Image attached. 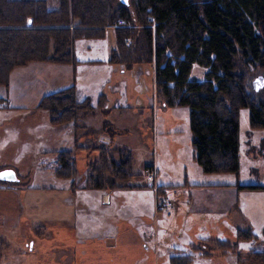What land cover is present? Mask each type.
Returning a JSON list of instances; mask_svg holds the SVG:
<instances>
[{
  "label": "trees",
  "instance_id": "obj_1",
  "mask_svg": "<svg viewBox=\"0 0 264 264\" xmlns=\"http://www.w3.org/2000/svg\"><path fill=\"white\" fill-rule=\"evenodd\" d=\"M118 20L142 27L163 106L188 108L193 158L201 171L236 174L238 110L247 108L249 126L264 129V101L247 91L245 80L249 70L264 74V0H127L116 6L110 0H57L55 10H46L42 0H0V85H7L13 67L30 61L74 65V40L100 37ZM124 28H114L119 50L132 35ZM192 64L206 68L203 81L188 79ZM75 99L70 87L43 96L38 108L48 111L50 124H59L91 109L88 100ZM95 148L99 155L86 164L89 186L114 187L134 176L129 152L118 151L114 161L109 147ZM56 161L57 177L76 173L71 150L57 152ZM238 236L250 238L243 231ZM255 256L264 260V253Z\"/></svg>",
  "mask_w": 264,
  "mask_h": 264
},
{
  "label": "crops",
  "instance_id": "obj_2",
  "mask_svg": "<svg viewBox=\"0 0 264 264\" xmlns=\"http://www.w3.org/2000/svg\"><path fill=\"white\" fill-rule=\"evenodd\" d=\"M107 29L105 28L104 32ZM74 42L71 46L77 61L74 65L30 61L13 67L8 73L7 85H0V99L5 105L0 110L32 114L43 96L73 87L79 100H88L93 111H98L105 118L109 117V111L118 108L125 91L122 92L123 87L119 83L107 84L106 88L113 90V95H110L106 89H95L94 80L87 81L83 88L80 87L83 78H77V68L94 66L98 60H78L74 53ZM113 50L115 49L110 51L111 58L108 61L121 66L119 62L112 60ZM109 96H113L112 99ZM128 120L127 123L137 122L132 116H129ZM108 121L113 131L118 128V125H113L115 118ZM52 128L58 131L55 134L48 133L50 142L54 137L63 144L64 140H60V136L72 133L68 123ZM60 128L64 130L59 131ZM118 129L119 133L124 131V128ZM106 133L99 135L102 140L98 138L97 144H106L111 139L112 148L116 147V143L121 139L120 134H111L110 131ZM90 135L92 137H89ZM90 135L82 137V142L88 143L89 138H94L92 130ZM139 137L141 138L140 135ZM72 141L73 147L74 137ZM261 143H264V140ZM77 145L78 151L85 152L83 155L86 156L81 171L76 166V173L71 178H61L55 175L56 166H49L47 177L45 172L40 173L41 181H53L57 183L55 185L20 186V178L28 176L26 172H21V176H18L8 167L0 168L12 170L15 177L13 181H5L11 183L10 185L0 186V264H256L255 253H264V246L260 249L253 247L255 234L251 219L248 213L238 209L237 200L235 201L237 195H244L246 198L249 195L237 188V185L222 182H185L184 190L189 191L187 194L180 192L178 195L179 202L185 204V215L191 210L194 198L190 190L193 187L225 189L231 197L224 203L225 199L221 193L210 192L214 203L197 205L201 214L205 217L211 216L204 224L194 226L193 229L199 234L192 235L190 241H177L165 246V243L150 238V228L141 226V217L138 214L141 211V216L146 214L157 217L159 213L155 207L153 191L146 185V180L143 182L140 179L144 177L143 169L152 166L155 172V166L151 163L143 164L136 174V179L119 181L114 187L94 188L88 184L86 164L98 155H95L96 150H88L83 144ZM61 147L43 152L51 154L68 150ZM261 155L264 156V150ZM75 161L76 164L77 160ZM33 174L36 173H31L29 177L33 178ZM103 178L106 182L113 180L112 177ZM155 185L159 189L172 187L170 184L166 186L156 183V178ZM127 192H131L130 195ZM134 192L141 196V201L131 200V194ZM239 231L248 232L250 238H239ZM240 243L248 244L249 249L246 245L247 249L243 245L240 246Z\"/></svg>",
  "mask_w": 264,
  "mask_h": 264
},
{
  "label": "rangeland",
  "instance_id": "obj_3",
  "mask_svg": "<svg viewBox=\"0 0 264 264\" xmlns=\"http://www.w3.org/2000/svg\"><path fill=\"white\" fill-rule=\"evenodd\" d=\"M42 1L46 10L57 9V0ZM110 2L113 6L120 4L118 0H110ZM120 25L121 27H125L124 29L128 33L132 34H130L131 38L127 39V46L124 50L116 48L114 28L118 26L117 22L116 25L106 26L105 28L108 29L105 32L103 31L101 33L103 35L100 37L80 38L74 42V53L78 60L86 61L91 58L98 60L94 66L86 65L77 68V78L80 76L83 78V83L80 87L83 88L87 81L94 80L95 89L97 87L99 90L106 89V92L111 95L113 90L109 87L106 88L107 84L119 83L123 87L122 92L125 91V93L120 104H118V108L110 110V116L105 118L98 111H93L89 102L79 100L78 94L75 92V100L82 103L85 102L84 104H88L91 109H79L72 119L59 124H50L48 111L38 108L40 101L32 114L1 109L0 168L8 167L14 170L18 176H21V172H26L28 176L20 178V186L55 185L57 183L53 181L50 183L49 181H41L40 178L42 176L40 173L45 172V177H47L46 172L49 166H57V152L48 154L43 151L65 146L61 148L71 150L73 156L76 157H74V161L77 160L75 166L81 171L86 156L83 155L85 152L78 151L77 147L79 148V146L77 144H83L88 150H96L95 147L98 146L97 139L102 138L99 137L100 134H107L106 131H110L111 134L118 133L121 139L116 143V147L112 148L111 139L106 144L102 142L100 145L109 147L114 161L118 160V151L125 150L129 152L132 158L131 171L135 173L130 179L137 178L136 174L141 170L143 164L151 163L155 166L156 183H162L166 186L168 184L172 185V187H166L169 189H175L174 187H176V196L169 192V195L176 201L175 210L169 215L159 212L157 217L146 214L141 216L140 211L138 214L141 217V226L150 228V238L160 243H165V246L177 241H190L192 235L199 234L196 232V229H193L194 226L197 224L202 225L211 218V216L205 217V215L201 214L197 205L213 204L214 198L209 195L210 192L221 193L223 199H225L224 203L230 199L231 195L225 189L220 190L214 187L196 189L193 187L190 190L193 193L192 198H194L190 207L191 210L185 215V204L179 202L178 196L180 192L187 194L189 191V189L188 191L187 189L184 190L186 187L183 184L185 182L189 184H215L222 182L237 185V188L238 186L264 185V156L261 155V151L264 149V143H261L264 140V129L251 128L248 120V109L240 108L238 110L239 165L237 173L227 175L208 174L209 176H205L207 174L199 169L193 158L191 134L188 124V108L184 106H163V100L156 91L154 83L153 50L151 49L148 52V48L144 47L142 27L138 23L131 24L123 21H121ZM150 26L152 28V25ZM111 49H115L113 50L114 56L112 60L119 62L121 66L117 63H109ZM206 71V68L192 64L188 79L199 82L203 81ZM256 78L260 80V87L258 89H254L258 85L257 83L255 86L253 85ZM245 80L247 91L264 101V74L259 69L255 71L249 70L246 73ZM109 97L112 99L113 96ZM150 105L153 108V116ZM4 107L5 105L0 99V108ZM102 113L104 112L102 111ZM129 116L135 117L137 122L134 124L127 123L129 122ZM112 118H115L113 125H118L120 129L124 128V131H120L122 133H119L118 128H116L117 130L115 128L114 131L112 130L108 121ZM104 119L108 120L105 121ZM65 123L70 125L73 135L71 132L70 134H62L60 140H64L63 144L59 143L60 141H57L54 137L52 138V142H50L48 133L55 134L58 131L52 128V126ZM103 123L106 125H102ZM63 130V128L59 129V131ZM91 130L94 132V138H89L88 143L82 142L84 139L82 137L90 135ZM73 137L74 145L72 147ZM89 137H92V135ZM92 140L97 145L92 146L94 144ZM76 141H78L77 144ZM86 154L88 153L86 152ZM95 155H99L98 150H96ZM31 173H36L35 175L33 174V178L29 177ZM102 174L103 177H112L107 169H103ZM140 179L145 182L144 177ZM10 184L9 182L0 181V186ZM56 186L59 187L60 185ZM242 190L247 192L249 197L237 195L235 201L237 200L240 211H245L246 214H249L255 234L253 247L260 249L264 246V192L260 194L254 193L264 191V189L242 188ZM158 191L160 192L162 189ZM127 193L130 195L131 192ZM131 196V200L136 199L141 201V196L137 192H134ZM173 232L176 235L173 236ZM242 245L244 247L246 245L247 248L249 247L246 243H240V246ZM254 258L256 259V264H264L262 258L259 259L260 261L258 257L254 256Z\"/></svg>",
  "mask_w": 264,
  "mask_h": 264
},
{
  "label": "built area",
  "instance_id": "obj_4",
  "mask_svg": "<svg viewBox=\"0 0 264 264\" xmlns=\"http://www.w3.org/2000/svg\"><path fill=\"white\" fill-rule=\"evenodd\" d=\"M120 24L121 21L118 20L117 25ZM143 174L146 185L153 191L156 209L163 214H171L176 208V201L169 195V192L176 196V189L163 188L162 191L159 192V188L155 185V172L152 166L143 169Z\"/></svg>",
  "mask_w": 264,
  "mask_h": 264
},
{
  "label": "water",
  "instance_id": "obj_5",
  "mask_svg": "<svg viewBox=\"0 0 264 264\" xmlns=\"http://www.w3.org/2000/svg\"><path fill=\"white\" fill-rule=\"evenodd\" d=\"M121 4H126L127 0H118ZM259 79L256 78L254 80V86L255 84L257 83L258 85L254 87V89H258L260 86H259ZM15 179L14 177V173L12 170L10 169H3V170H0V181H13Z\"/></svg>",
  "mask_w": 264,
  "mask_h": 264
}]
</instances>
